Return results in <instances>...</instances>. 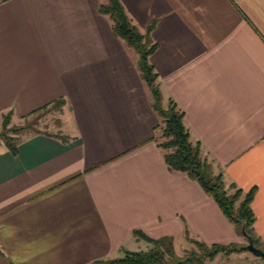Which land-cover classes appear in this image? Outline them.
<instances>
[{
    "label": "crops",
    "instance_id": "crops-1",
    "mask_svg": "<svg viewBox=\"0 0 264 264\" xmlns=\"http://www.w3.org/2000/svg\"><path fill=\"white\" fill-rule=\"evenodd\" d=\"M102 1L0 0V122L58 97L70 120L66 141L0 144V264H106L147 247L133 229L239 241L211 196L166 167L135 54ZM120 1L140 29L152 23L149 61L191 140L225 183L253 187L264 244V0ZM207 264L259 263L242 251Z\"/></svg>",
    "mask_w": 264,
    "mask_h": 264
},
{
    "label": "trees",
    "instance_id": "trees-1",
    "mask_svg": "<svg viewBox=\"0 0 264 264\" xmlns=\"http://www.w3.org/2000/svg\"><path fill=\"white\" fill-rule=\"evenodd\" d=\"M98 10L108 17L110 28L124 44L135 54V68L148 93L149 105L158 117L154 126L153 139L162 153L163 161L169 170L182 171L187 178L196 181L202 190L211 196L213 202L220 209L224 217L234 227L237 235L250 237L253 246L263 251L256 256L264 261V244L253 232L254 215L250 207L253 187L243 189L234 182L223 181L220 169H214L213 163L207 158L197 140H191L188 129L183 124L181 108L169 96L164 97L157 84V74L149 61V54L155 49L156 43L150 36L152 23L140 29L126 13L120 0H103ZM66 100L58 97L49 101L20 117L21 124L9 126L13 112L7 111L2 115L0 128V144H3L12 154L21 140L35 134H46L60 137L66 141V136L60 132L54 134L42 131L39 120L47 109L63 112ZM25 135L24 137H20ZM131 233L138 239L145 240L148 245L142 250H123L116 258H107L106 264H205L217 253L229 256L231 253H241L245 243L203 242L200 239L189 237L185 232L186 240L193 245L185 249L179 256L173 248V239L169 234L154 238L144 232L133 229Z\"/></svg>",
    "mask_w": 264,
    "mask_h": 264
},
{
    "label": "rangeland",
    "instance_id": "rangeland-1",
    "mask_svg": "<svg viewBox=\"0 0 264 264\" xmlns=\"http://www.w3.org/2000/svg\"><path fill=\"white\" fill-rule=\"evenodd\" d=\"M64 107L65 108H63V112L62 113L57 111V110H55V109H47L42 114V116H41V118L39 120V126H40L42 131L49 132V133H54V134L60 132L59 129L62 128L63 120L65 118L64 114L67 112V106L65 105ZM68 118H69L68 116H66V118H65L67 124H69V121H70ZM23 121H24L23 119H15V118L12 117V120H11L9 126H14L16 124H21ZM1 122H2V120H1ZM1 122H0V128H1ZM22 136L24 137L25 135H21L20 137H22ZM239 237H240L239 241L238 240L237 241L239 243H245L244 238L242 236H239ZM192 247H193V245H191L186 240L184 235L182 237H180L179 239L173 240L174 251L179 256L184 252L185 249H191ZM243 252L246 253V254L251 255V257H253L254 260L258 261L259 264H264L263 260H260L256 256H253L250 251L244 250ZM216 256H220L221 257L222 254L217 253ZM214 257H212V258H214ZM210 260H207L205 262V264H207V262H209Z\"/></svg>",
    "mask_w": 264,
    "mask_h": 264
},
{
    "label": "water",
    "instance_id": "water-1",
    "mask_svg": "<svg viewBox=\"0 0 264 264\" xmlns=\"http://www.w3.org/2000/svg\"><path fill=\"white\" fill-rule=\"evenodd\" d=\"M245 248L248 249V251H250L253 256H260L263 254V251L261 249L253 246L250 237H246Z\"/></svg>",
    "mask_w": 264,
    "mask_h": 264
}]
</instances>
